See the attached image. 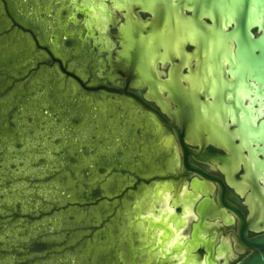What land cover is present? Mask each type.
I'll list each match as a JSON object with an SVG mask.
<instances>
[{"label": "flooded vegetation", "instance_id": "obj_1", "mask_svg": "<svg viewBox=\"0 0 264 264\" xmlns=\"http://www.w3.org/2000/svg\"><path fill=\"white\" fill-rule=\"evenodd\" d=\"M0 38L31 43L99 146L65 247L79 264H238L264 235V67L195 0H0ZM254 39L260 36L251 28ZM108 131L102 137L101 130Z\"/></svg>", "mask_w": 264, "mask_h": 264}, {"label": "rangeland", "instance_id": "obj_2", "mask_svg": "<svg viewBox=\"0 0 264 264\" xmlns=\"http://www.w3.org/2000/svg\"><path fill=\"white\" fill-rule=\"evenodd\" d=\"M6 28L0 7V32ZM32 63L28 40L12 35L0 38V174L19 175L15 181L3 177L7 196L0 197V232L24 222L18 239H25L31 228V243L44 247L30 249L29 243L8 252L0 245V264L9 260L10 264H71L67 260L77 254L69 251L66 260L60 251L76 244L80 232L63 230L74 229L81 216L64 206L87 197L82 175L86 153L76 151L80 147L77 138L83 136L85 148L100 142L94 139V130L85 126L90 105L72 102L78 93L65 92L57 74L39 70L29 75ZM101 133L108 136L106 129ZM25 173H31V178ZM24 195H31L26 203H22ZM58 229L62 230L59 235L49 234Z\"/></svg>", "mask_w": 264, "mask_h": 264}, {"label": "water", "instance_id": "obj_3", "mask_svg": "<svg viewBox=\"0 0 264 264\" xmlns=\"http://www.w3.org/2000/svg\"><path fill=\"white\" fill-rule=\"evenodd\" d=\"M195 3L198 9L196 25L200 27L204 33L207 32L206 34H209L212 28L201 20L203 17L209 18L216 25L215 28L217 30L221 24L226 23L229 26L230 23L233 22L235 27L233 31L228 33V36L242 38L241 41L247 51L249 47H253L252 49L258 53L260 66L264 67V0H195ZM254 26H257L261 31L257 39H254L250 31ZM14 82H18V80L16 79ZM11 87L12 85L8 86V88ZM0 133H2V131H0ZM1 174L3 175L0 177V197H5L7 196L4 187V181L6 179L3 180V177L7 176L9 181H15L19 175L17 174L15 175L16 178H13L4 173ZM22 175H27L26 177L31 178V173ZM14 190L19 192V189ZM13 194H15V191L9 192L11 197H14ZM17 195L16 193V198ZM28 198L31 199V195H24L22 203H26ZM5 200L10 202L9 198ZM23 223L24 222L12 226L10 231L9 229H5L0 232V245L3 246L4 250L9 252L10 250L21 249L27 247L29 243H31V228L27 229V236L25 239H18V235L21 234L19 229L25 227ZM61 232L62 230L58 229L49 234L59 235ZM246 243L250 248L249 253L238 264H264V235ZM10 262L9 260L5 263L10 264Z\"/></svg>", "mask_w": 264, "mask_h": 264}, {"label": "trees", "instance_id": "obj_4", "mask_svg": "<svg viewBox=\"0 0 264 264\" xmlns=\"http://www.w3.org/2000/svg\"><path fill=\"white\" fill-rule=\"evenodd\" d=\"M43 247H44L43 244H39V243H31L30 244V249L31 248L42 249Z\"/></svg>", "mask_w": 264, "mask_h": 264}]
</instances>
